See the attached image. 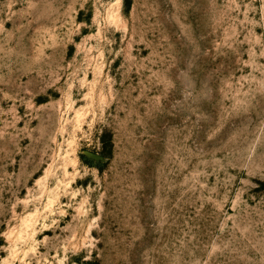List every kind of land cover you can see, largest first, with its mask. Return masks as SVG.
<instances>
[{
	"label": "rangeland",
	"instance_id": "rangeland-1",
	"mask_svg": "<svg viewBox=\"0 0 264 264\" xmlns=\"http://www.w3.org/2000/svg\"><path fill=\"white\" fill-rule=\"evenodd\" d=\"M0 264H264V0H0Z\"/></svg>",
	"mask_w": 264,
	"mask_h": 264
}]
</instances>
